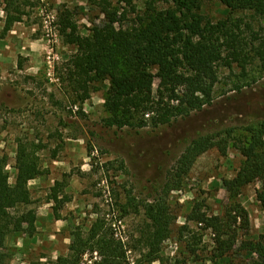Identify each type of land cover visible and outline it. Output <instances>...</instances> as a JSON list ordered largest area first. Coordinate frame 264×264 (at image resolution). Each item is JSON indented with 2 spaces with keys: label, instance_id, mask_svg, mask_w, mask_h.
<instances>
[{
  "label": "rangeland",
  "instance_id": "obj_1",
  "mask_svg": "<svg viewBox=\"0 0 264 264\" xmlns=\"http://www.w3.org/2000/svg\"><path fill=\"white\" fill-rule=\"evenodd\" d=\"M30 1L22 21L13 25L18 50L8 54L7 62L0 50V158L7 159L11 184L18 174L20 143L36 150L45 173L29 181L33 202L28 208L38 214L35 237L28 232L10 234L4 264H54L98 218L106 219L123 244L128 264H260L257 254L241 245L264 234V208L257 197L262 183L255 180L239 191L225 185L246 160L239 146L251 134L249 128L259 129L264 121L260 61L251 62L246 70L240 63L221 65L212 103L189 116L159 127H108L105 95L110 81L94 82L91 97L82 105L76 102L68 68L77 48L66 43L59 12L70 10L84 35L92 34L104 15L88 0ZM134 1L143 7L141 0ZM5 5L0 0V39L7 35ZM202 12L215 23L230 15L252 21L249 13L231 14L219 0H204ZM253 23L258 27L257 21ZM243 35L250 37L248 31ZM158 84L156 78L155 92ZM203 135L224 140L226 152L219 146L207 150L178 178L180 187L168 190L175 187L180 157ZM56 181L63 184L61 203L50 199ZM158 198L173 219L169 237L150 262L143 242L149 222L143 205ZM238 205L248 211L249 225L240 219L234 223L231 217L238 242L218 255L213 229L190 216L205 214L226 221ZM100 260L92 250L81 258L82 264Z\"/></svg>",
  "mask_w": 264,
  "mask_h": 264
},
{
  "label": "trees",
  "instance_id": "obj_2",
  "mask_svg": "<svg viewBox=\"0 0 264 264\" xmlns=\"http://www.w3.org/2000/svg\"><path fill=\"white\" fill-rule=\"evenodd\" d=\"M141 1L142 8L134 0H88L104 15L102 24L95 25L90 35L81 33L70 10L59 12L65 41L77 48L68 68L76 102L82 105L91 97L94 82L110 81L105 95L109 113L104 119L106 126L159 127L202 110L213 101L221 65L231 67L240 63L246 70L251 62L258 60L264 71V0H219L231 14L246 12L252 21L232 19L230 15L229 19L216 23L202 12L204 0ZM4 2L7 18L3 32L7 34L16 22L22 21L31 1ZM254 21L259 23L258 27ZM245 31L250 33L249 39L243 35ZM156 78L159 84L155 92ZM249 131L251 134L239 146L246 160L237 176L225 180V185L230 191H239L260 180L262 186L257 197L264 208V121L259 129L249 128ZM227 134L231 135V130ZM223 143L217 135L194 139L178 161L175 187L168 190L180 187L182 182L178 178L188 173L207 150L219 146L226 152L228 145L222 146ZM36 153L20 143L15 184L10 183L6 157L0 158V264L5 262L3 250L10 234L28 232L34 236L37 231V211L28 208L33 202L29 181L43 176L45 171ZM62 185L56 181L51 189L50 199L57 203L63 202ZM143 206L149 219L143 230V242L152 262L171 233L173 217L163 199ZM228 215L226 221L205 214L190 216L213 229L218 255H224L238 242L237 234L231 231V217L234 223L240 219L249 225V213L239 205ZM86 235L78 234L70 253L59 256L54 264H82L81 258L88 250L99 253L101 260L95 264H128L124 246L115 238L105 218H98ZM241 247L257 254L259 263L264 264V234L258 241L243 242Z\"/></svg>",
  "mask_w": 264,
  "mask_h": 264
},
{
  "label": "crops",
  "instance_id": "obj_3",
  "mask_svg": "<svg viewBox=\"0 0 264 264\" xmlns=\"http://www.w3.org/2000/svg\"><path fill=\"white\" fill-rule=\"evenodd\" d=\"M15 32L16 31L14 26L11 30L8 31L5 38L0 39L2 41V44L4 45L0 48V50L2 51L3 61L7 62V60L9 59L8 54L13 55L15 52L14 50H18L15 44L13 43L17 40V38L15 37Z\"/></svg>",
  "mask_w": 264,
  "mask_h": 264
},
{
  "label": "built area",
  "instance_id": "obj_4",
  "mask_svg": "<svg viewBox=\"0 0 264 264\" xmlns=\"http://www.w3.org/2000/svg\"><path fill=\"white\" fill-rule=\"evenodd\" d=\"M42 1H44V0H42Z\"/></svg>",
  "mask_w": 264,
  "mask_h": 264
}]
</instances>
